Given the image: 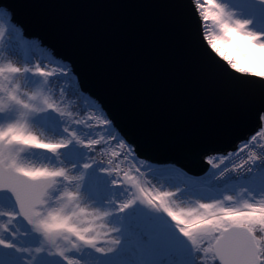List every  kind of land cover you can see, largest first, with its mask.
<instances>
[{"label": "snow or ice", "instance_id": "6c2138e0", "mask_svg": "<svg viewBox=\"0 0 264 264\" xmlns=\"http://www.w3.org/2000/svg\"><path fill=\"white\" fill-rule=\"evenodd\" d=\"M190 3L208 61L233 75L264 79V70L241 62L264 48V0ZM6 35L10 46L45 52L0 5V47ZM227 45L236 58L222 50ZM44 58L56 66H19L0 56V264H103L117 255L114 264H168L178 251L177 234L191 244L195 264H264V113L234 149L204 156L206 179L193 185L176 168L153 169L139 159L100 103L90 100L87 115L75 114L69 101L70 92L80 91L74 68ZM35 149L49 162H30ZM172 169L181 177L175 191L148 179H175ZM185 191L201 196L195 207L176 204Z\"/></svg>", "mask_w": 264, "mask_h": 264}, {"label": "water", "instance_id": "95a60500", "mask_svg": "<svg viewBox=\"0 0 264 264\" xmlns=\"http://www.w3.org/2000/svg\"><path fill=\"white\" fill-rule=\"evenodd\" d=\"M15 21L69 63L138 157L193 174L204 156L254 132L264 79L208 61L190 0H0ZM178 252L192 248L177 234Z\"/></svg>", "mask_w": 264, "mask_h": 264}, {"label": "rangeland", "instance_id": "374dc122", "mask_svg": "<svg viewBox=\"0 0 264 264\" xmlns=\"http://www.w3.org/2000/svg\"><path fill=\"white\" fill-rule=\"evenodd\" d=\"M6 48L5 45L0 47V56L7 57L12 60L13 63H16L19 66L24 65L23 57L20 53V50L17 48ZM228 55H230L233 58H236L238 56V53L233 50L232 45H227L223 49ZM33 61L35 62H41L37 61V58L34 57ZM242 66L250 67L255 71L264 70V48H255L251 51L250 55L246 59H242ZM44 64V63H43ZM92 100V99H91ZM90 109L89 111H91ZM88 111V112H89ZM38 134L40 133L39 129H36ZM44 135H47L49 138H55L52 133L45 131L42 133ZM30 162L35 163L37 166H39L42 163H48L49 158L46 153H44L42 150L35 149L32 150V154L28 158ZM148 179L152 181V185L162 191L166 190H172L175 191V185L180 183L179 177H176L175 179L169 177V176H157L153 177L152 175L148 176ZM185 179V178H184ZM188 181V179H185ZM259 180V177H257V181ZM188 182L192 183L193 185H196L194 180H189ZM183 187V185H181ZM211 195V194H206ZM198 199H201V196L199 195H192L191 193L185 191L181 194H178V198L176 199V204H178L180 207L183 208H191L196 206V202ZM260 197H257V200H259ZM89 205L91 206V202H89ZM0 210H3V207L0 206ZM17 227L23 231L24 225L23 223L18 224ZM175 255L178 257L177 259L173 260L172 257L168 258V264H193L195 263V257L193 254L192 248L184 251V252H178L175 253ZM179 255V256H178ZM120 259L119 255L116 257H108L103 264H114L115 261H118ZM146 261V259H145ZM145 261H139L138 264H144Z\"/></svg>", "mask_w": 264, "mask_h": 264}, {"label": "trees", "instance_id": "16d2710c", "mask_svg": "<svg viewBox=\"0 0 264 264\" xmlns=\"http://www.w3.org/2000/svg\"><path fill=\"white\" fill-rule=\"evenodd\" d=\"M9 38L10 37H8L6 35V38H5L6 42H5L4 45L6 46V48H17V49H19L20 53H21V55L23 57V60H24V65L31 66V64L33 62V59L35 57V58H37V61H42L44 63V65H46V66H48L50 68L56 66V64H53L50 60L44 58L45 56H50L49 52L45 51L44 54H42V55L32 54V53H30L28 51H25V50H22V49L16 47L14 44L10 46L7 43V40ZM51 60H54L57 63H63V62H61L59 60H56V59H53V58H51ZM60 84H61L62 87L70 89V90L73 88V83L71 81H60ZM90 100L91 99L88 96H86L85 94H83L81 92V90L78 93H74V94L72 92L69 93L70 104L74 108L75 114H77V115H87L88 111L90 110V108H89V101ZM170 257H172L173 260L178 258L175 254H173ZM172 262H171V264H172ZM144 264H147V261H145ZM193 264H195V263H193Z\"/></svg>", "mask_w": 264, "mask_h": 264}, {"label": "built area", "instance_id": "2783aa9c", "mask_svg": "<svg viewBox=\"0 0 264 264\" xmlns=\"http://www.w3.org/2000/svg\"><path fill=\"white\" fill-rule=\"evenodd\" d=\"M234 149V148H233ZM232 150V149H231ZM229 151V150H228ZM139 159L141 160H144L146 161L147 163H150L152 166H153V169H160V168H165V167H173V168H176L178 170H180L181 172H183L184 174L187 175V177H185V179H188L189 180H194L195 184H198V183H201L203 182V180L206 179V177H204L206 174H207V171H205L203 174H193V173H189L187 171H185L184 169L178 167L177 165L175 164H172V163H168V164H160V163H156V162H152V161H149V160H146L144 158H140ZM170 174L176 178V177H179L181 178L177 173H176V170L175 169H172V170H169ZM161 176V175H160ZM167 176V175H165Z\"/></svg>", "mask_w": 264, "mask_h": 264}, {"label": "bare ground", "instance_id": "6f19581e", "mask_svg": "<svg viewBox=\"0 0 264 264\" xmlns=\"http://www.w3.org/2000/svg\"><path fill=\"white\" fill-rule=\"evenodd\" d=\"M243 43H246V41H242ZM233 149V148H232ZM231 150V149H230ZM224 153V152H223Z\"/></svg>", "mask_w": 264, "mask_h": 264}]
</instances>
